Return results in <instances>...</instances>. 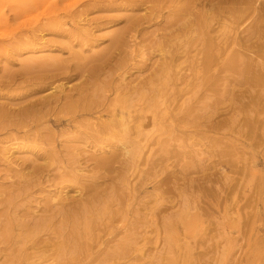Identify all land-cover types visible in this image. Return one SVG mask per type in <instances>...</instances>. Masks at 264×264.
<instances>
[{
	"label": "rangeland",
	"instance_id": "rangeland-1",
	"mask_svg": "<svg viewBox=\"0 0 264 264\" xmlns=\"http://www.w3.org/2000/svg\"><path fill=\"white\" fill-rule=\"evenodd\" d=\"M0 264H264V0H0Z\"/></svg>",
	"mask_w": 264,
	"mask_h": 264
},
{
	"label": "bare ground",
	"instance_id": "bare-ground-1",
	"mask_svg": "<svg viewBox=\"0 0 264 264\" xmlns=\"http://www.w3.org/2000/svg\"><path fill=\"white\" fill-rule=\"evenodd\" d=\"M130 121V120H129ZM121 126H122V128H126L127 127V122L126 121H123V122H121V124H120ZM7 158V157H6Z\"/></svg>",
	"mask_w": 264,
	"mask_h": 264
}]
</instances>
